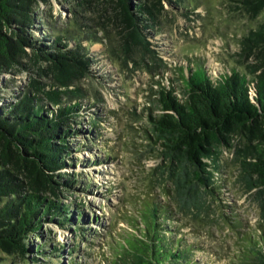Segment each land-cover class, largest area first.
<instances>
[{
	"label": "rangeland",
	"instance_id": "rangeland-1",
	"mask_svg": "<svg viewBox=\"0 0 264 264\" xmlns=\"http://www.w3.org/2000/svg\"><path fill=\"white\" fill-rule=\"evenodd\" d=\"M116 2L47 0L34 16L29 34L35 39L47 35L70 47L82 44L91 58L90 72L76 83L83 96H65L80 109L70 127L63 125L78 132L69 140L70 158L59 172L77 184L60 187L58 198L48 194L73 219L61 223L63 216L50 213L27 240V257L0 252V264H109L129 237L141 234V206L147 208L153 200L175 213L169 223L178 226V239L192 244L199 264H243L249 241L264 237V217L254 191L246 192L239 181L235 152L222 148L215 162L208 160L214 179L224 184L225 201L207 200V210L180 213L166 191L172 186L158 169V146L147 135L153 133L147 118L160 113L153 91L159 82L182 93L179 67L198 60L213 76L233 67L243 70L237 62L240 39L264 23V9L251 19L232 10L231 0H162L148 32L152 52L127 56L120 47V16L113 15ZM35 51L29 47L22 65L0 78L3 102H18L33 79L52 82L41 71L46 63L32 59ZM41 96L46 108L57 109Z\"/></svg>",
	"mask_w": 264,
	"mask_h": 264
},
{
	"label": "trees",
	"instance_id": "trees-1",
	"mask_svg": "<svg viewBox=\"0 0 264 264\" xmlns=\"http://www.w3.org/2000/svg\"><path fill=\"white\" fill-rule=\"evenodd\" d=\"M46 1L0 0V78L22 65L31 47L36 50L32 59L46 63L41 71L52 81L31 80L16 103L3 102L0 96V252L21 258L30 253L27 240L42 229L44 217L63 216L61 223L73 219L48 194L58 198L60 187L77 184L59 172L70 158L69 140L78 132L63 125L70 127L80 109L65 96H83L76 83L90 72L91 58L82 44L70 47L60 38L29 34ZM231 2L232 10L251 19L264 9V0ZM160 5L162 0H117L113 15L120 16L124 28V54L152 52L148 32ZM237 55L241 71L233 67L213 76L203 62L191 61L187 68L179 67L181 94L173 84L161 82L153 90L160 113L148 114L153 133L147 135L158 146V169L171 184L166 191L180 213L207 210V200L225 201L224 184L214 179L208 160L215 162L219 151L229 148L235 152L239 181L246 192L254 191L264 217V23L242 36ZM41 95L57 109L46 108ZM141 207V234L129 237L109 264H199L192 244L176 237L179 228L169 223L176 219L169 205L153 200ZM249 243L243 264H264V237Z\"/></svg>",
	"mask_w": 264,
	"mask_h": 264
}]
</instances>
